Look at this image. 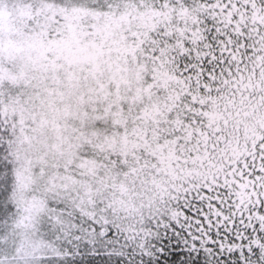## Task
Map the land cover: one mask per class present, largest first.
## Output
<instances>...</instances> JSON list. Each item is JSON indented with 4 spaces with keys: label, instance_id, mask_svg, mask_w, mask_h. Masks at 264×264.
<instances>
[{
    "label": "snow or ice",
    "instance_id": "1",
    "mask_svg": "<svg viewBox=\"0 0 264 264\" xmlns=\"http://www.w3.org/2000/svg\"><path fill=\"white\" fill-rule=\"evenodd\" d=\"M0 264H264V0H0Z\"/></svg>",
    "mask_w": 264,
    "mask_h": 264
}]
</instances>
